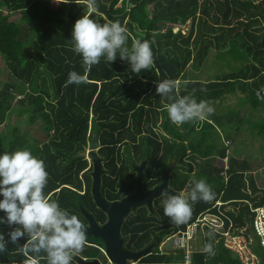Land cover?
Instances as JSON below:
<instances>
[{
  "label": "trees",
  "instance_id": "1",
  "mask_svg": "<svg viewBox=\"0 0 264 264\" xmlns=\"http://www.w3.org/2000/svg\"><path fill=\"white\" fill-rule=\"evenodd\" d=\"M61 2L64 0H0V57L12 76L0 87V155L29 149L44 161L48 172L46 195L71 214L80 213L82 207L104 222L106 216L96 207L90 192L91 164L79 155L88 147L92 134L98 133V155L105 170L100 192L107 201L134 192L135 173L130 161H149L150 155L162 148V161L143 169V188L157 185L167 161L175 159L177 169L170 183L173 190L185 191L193 175L206 179L216 193L215 200L232 201L231 206L237 208L238 215L236 211L226 215L236 226L245 227L244 235L258 260L256 264H264V250L252 231L253 214L249 210V204H264V193L249 174L254 170L247 161L232 157L227 167L218 168L227 149L223 143L207 142L211 131L218 140L222 131L226 140L234 141L232 131L225 130L230 124L242 122L238 111H214L206 119L176 125L165 109L169 101L156 93V84L164 79L179 81L176 95H192L197 102H215L225 93L238 91L243 94L241 105L262 110V118L249 124L264 139V0H96L98 8L91 18L101 24L119 21L128 29L129 48L135 39L150 41L154 65L138 74L119 58V52L114 62L102 57L99 64L86 71L82 58L73 51L71 34L76 20L88 9L75 0ZM7 16L17 17L7 20ZM186 21V34L161 30L165 22ZM211 49L230 70L219 71L210 80L196 79L188 68L198 70ZM231 61L239 65H229ZM71 71L86 75V82L66 85ZM41 74L50 81L43 86L51 88L52 97L37 83ZM24 117L29 125L39 124L48 137L45 142L33 140L26 131L19 130L17 123H23L20 119ZM188 151L192 153L190 157ZM195 158L202 160L197 162ZM217 178L220 180L215 183ZM215 200L196 202L191 219L181 225L164 215L163 206H154L153 214L146 208H137L120 228L125 248L141 250L156 237L162 239L169 226L184 229ZM211 212L215 213V209ZM4 217L0 211V218ZM11 230L6 224L0 225L8 241V252L0 253V264H21L24 259L17 245L10 242L7 233ZM26 239L21 238L18 244L23 245ZM206 243L213 244L215 254L194 253L193 264H241L214 231L205 234ZM96 251L100 252L85 246L79 255L95 257ZM43 255L41 264H46ZM181 257V253L174 258L152 252L136 264H176L174 259ZM72 264H77L75 257Z\"/></svg>",
  "mask_w": 264,
  "mask_h": 264
},
{
  "label": "clouds",
  "instance_id": "2",
  "mask_svg": "<svg viewBox=\"0 0 264 264\" xmlns=\"http://www.w3.org/2000/svg\"><path fill=\"white\" fill-rule=\"evenodd\" d=\"M70 2L64 0L61 3ZM75 3H83L88 9L76 20L71 34L73 51L82 58L86 71L99 64L102 57H106L110 63L114 62L117 52L122 61L129 63L134 73L153 67L154 58L149 40L135 39L129 48L128 29L119 21L101 24L91 18L98 8L96 0H75ZM85 82L86 75L71 71L66 85ZM178 88L179 81L174 79H164L156 84V93L169 101L165 109L172 123L182 125L214 114V108L208 101L197 102L192 95H176ZM89 145L84 151L89 149ZM47 183L48 172L44 161L34 156L29 149L0 155V197H3L0 200V211L5 214L4 218H0V225L6 224L12 229L7 235L24 257L21 264H41V254H44L46 264H72L73 258H78L87 244L84 223L77 215L61 208L57 200L45 194ZM162 196L164 215L177 225L186 224L191 219L196 202L216 199V193L206 179H197L195 175L185 191L170 194L165 190ZM208 235L211 237L212 234ZM24 237L27 238L26 242L19 245L18 241ZM7 243L5 234L0 232V253L8 252ZM99 248L103 247L99 245ZM201 251L215 254L212 243H206Z\"/></svg>",
  "mask_w": 264,
  "mask_h": 264
},
{
  "label": "rangeland",
  "instance_id": "3",
  "mask_svg": "<svg viewBox=\"0 0 264 264\" xmlns=\"http://www.w3.org/2000/svg\"><path fill=\"white\" fill-rule=\"evenodd\" d=\"M17 16H7V20H15ZM189 28V21H186L185 23H167L165 22L161 30L165 32L167 29H171L174 33H176L178 30L182 32V34H186L187 30ZM31 38H34L36 35L31 34ZM229 65L232 66H238V61H231L229 62ZM219 67V68H218ZM230 68L226 64L225 61H222L218 55L217 51L215 49H211L203 63V65L198 69L194 70L191 68H188L189 73H191L196 79L199 80H210L213 78V75L216 73H219V71L228 72ZM191 74H188L189 77ZM12 80L11 73L9 71V68L5 65L4 61L0 57V87L5 83V81ZM45 81L50 84V81L48 80L47 76L44 74H41V77L37 80V83L41 85L43 89H47L43 86ZM24 89L26 87L24 86ZM50 96L52 97V90L51 88L47 89ZM243 97V94L236 91L234 93H225L224 96L220 100H216L215 102H210V106L214 108V111L217 113H223L228 110L232 111H238L239 118L242 119V122L239 124H230L229 127L225 130L232 131L231 135L234 138V141L226 140L225 138V132H220V140H218V137L216 135H213V131H211V136L209 137V140L207 142L211 144H221L226 147V156L225 158L219 160L218 168L219 167H227L228 166V158L232 157L240 160H245L250 164V167L254 170V172H251L249 174L252 175L254 178V181L258 187V190L260 192H263L264 190V139H262L260 136H258L256 129H251L250 123L257 122L259 119L262 118L263 112L262 110H253L247 105H241L240 104V98ZM18 97H16L17 99ZM14 101V100H13ZM12 101V102H13ZM23 120V123H17V127L20 131H26L28 136H31L33 140L39 141L40 143L45 142L48 137L42 133V129L40 128L39 124L36 123L34 125H29L25 122V117L20 119ZM220 131V129H219ZM198 133V132H195ZM196 137V134L193 135L192 138ZM205 144V142H203ZM202 144V145H203ZM197 162H200V158H195ZM219 178H217L214 182L218 183ZM253 196V194H251ZM228 210H234L235 208L233 206H228ZM196 235V234H195ZM195 235H193L195 237ZM198 239V240H197ZM197 240V241H196ZM94 241L97 242L98 245H102V242L98 239H95ZM199 236L196 237L194 244L199 246ZM171 243L166 242L165 247H170ZM95 257H97V260L100 264H108L106 258L98 251L95 252ZM89 259H84V261Z\"/></svg>",
  "mask_w": 264,
  "mask_h": 264
},
{
  "label": "water",
  "instance_id": "4",
  "mask_svg": "<svg viewBox=\"0 0 264 264\" xmlns=\"http://www.w3.org/2000/svg\"><path fill=\"white\" fill-rule=\"evenodd\" d=\"M98 148V133L95 132L91 136L89 149L82 151L79 155L87 158L92 165L90 192L96 207L102 210L107 220L103 225L99 226L91 215L81 209L85 217L89 219V225L86 227V235L94 239H99L102 242L106 258L113 264H128V261L137 262L153 252L159 242V238H155L154 242L141 250H129L125 248L124 240L120 233L122 222L131 210L142 206H146L153 213L152 201L162 196L163 191L167 190L170 194L179 193L168 187V176L174 168V161H171L170 165L163 171L160 184L147 190H144L142 185L145 161L138 166L133 165V170L136 172L134 192L119 201L109 202L100 192L101 176L105 171L102 167L101 158L97 154ZM75 260L77 264H100L97 259L84 261L78 257Z\"/></svg>",
  "mask_w": 264,
  "mask_h": 264
},
{
  "label": "built area",
  "instance_id": "5",
  "mask_svg": "<svg viewBox=\"0 0 264 264\" xmlns=\"http://www.w3.org/2000/svg\"><path fill=\"white\" fill-rule=\"evenodd\" d=\"M221 175H224V173H221ZM224 180L226 181V177ZM231 202L232 201L222 202L220 199L214 201L210 209L199 213L194 222L187 225L185 230L166 236L160 245L169 242L175 248L184 250L181 264H192L190 241L193 235L198 231H202L201 233H203V231L207 229L217 233L219 237L223 239V245L235 253L242 264L257 263L258 260L250 250L248 246L249 242L244 235L245 228H233L232 221L226 215L227 212H235L237 209L236 208L235 211L227 209L228 206H231ZM223 206H226V208L223 209ZM213 209H215V213L211 212ZM249 210L253 214L251 221L252 231L256 236L259 245L264 250V204L257 207H253L249 204ZM226 221L229 222L227 226L225 225ZM99 250L105 255L103 248H99ZM106 260L108 264H113L107 258ZM137 262L128 261V264H136Z\"/></svg>",
  "mask_w": 264,
  "mask_h": 264
},
{
  "label": "flooded vegetation",
  "instance_id": "6",
  "mask_svg": "<svg viewBox=\"0 0 264 264\" xmlns=\"http://www.w3.org/2000/svg\"><path fill=\"white\" fill-rule=\"evenodd\" d=\"M101 147H100V144H99V149H100ZM98 149V150H99ZM120 150H122L121 148H120ZM163 149L162 148H160V149H157V151H156V153L155 154H152V155H150L151 157H149L150 158V160L148 161V160H146V159H141L140 161H138L137 162V164H135V163H133L132 161H130L129 162V164L131 165V167H132V171H133V173H135V179H136V172L133 170V165H136V166H138V165H140L143 161H145V167L148 165V164H152V165H156V164H158V163H160L161 161H162V159H163ZM171 161H174V168L170 171V173H169V176H168V187L170 188V189H172L173 190V188L170 186V183L172 182V179H173V172L177 169V164H176V160L175 159H170V160H168L167 161V163H166V167H165V169L170 165V163H171ZM144 167V168H145ZM165 169H163L162 170V174H163V171L165 170ZM162 174H161V179H162ZM161 179H160V182H161ZM143 181H144V179H143ZM160 182L157 184V185H159L160 184ZM143 183V182H142ZM134 184H135V181H134ZM143 185V184H142ZM157 185H155V186H157ZM154 186V187H155ZM153 188V187H152ZM144 189V188H143ZM151 189V188H150ZM144 190H147V189H144ZM173 191H175V190H173ZM175 192H177V191H175ZM122 199V198H121ZM162 199H163V196H160L159 198H157V199H154L153 201H152V207H153V213H154V211H155V209H154V206L155 207H161V206H163L162 205ZM120 199H118V200H113V201H119ZM113 201H109V202H113ZM143 208H146L147 210H149L146 206H142ZM162 208V207H161ZM81 209H83L82 207H80V213H77V214H75V215H77L80 219H81V221L84 223V225H85V227H87L88 225H89V219L87 218V217H85V215H84V212L81 210ZM84 210V209H83ZM136 210V209H135ZM135 210H131L130 211V213L126 216V217H128L130 214H132V212L134 213V211ZM87 214H89V215H91L92 216V218H93V220L99 225V226H101V225H103L105 222H106V220L107 219H105V221L104 222H100V221H97V219H96V217H95V215H93L91 212H88V211H86V210H84ZM150 212V211H149ZM151 213V212H150ZM152 213V214H153ZM125 220V219H124ZM162 226V225H161ZM122 236V235H121ZM123 238V237H122ZM156 238H159V237H156ZM95 239L93 238V237H91V236H87V244H86V246L88 247V248H91V249H96L99 245L97 244V242L96 241H94ZM99 240V239H98ZM124 240V239H123ZM86 261H89V260H86Z\"/></svg>",
  "mask_w": 264,
  "mask_h": 264
},
{
  "label": "crops",
  "instance_id": "7",
  "mask_svg": "<svg viewBox=\"0 0 264 264\" xmlns=\"http://www.w3.org/2000/svg\"><path fill=\"white\" fill-rule=\"evenodd\" d=\"M192 153L191 152H187V156L188 157H190V155H191ZM187 160V159H186ZM196 160V159H195ZM225 181V180H224ZM263 193H264V190H263ZM262 193V194H263ZM219 199V198H218ZM217 199V200H218ZM216 201V200H215ZM252 205V204H251ZM236 214V213H235ZM236 215H238V212H237V214ZM197 217V216H196ZM231 221V223H232V225H233V228H238V229H240V228H245L244 226L242 227V226H236L235 225V223L233 222V220L232 219H230ZM193 222V221H192ZM228 222V221H227ZM229 223V222H228ZM187 225H189V224H187ZM186 225V226H187ZM228 225V224H227ZM186 226H185V228H186ZM185 228L184 229H179V228H177L176 230H175V228H172V227H168V228H166V231H167V233L163 236V238L162 239H160V242H158V244H157V246L154 248V250H153V252H157L158 254H160V255H169V256H172V257H174L175 258V256H177L179 253H181L182 254V257H183V255H184V250H182V249H180V248H175L173 245H171L170 247H165L166 246V243L165 244H163V245H160V243L165 239V237L166 236H168V235H170V234H172V233H175V232H178V231H183V230H185ZM202 231H198L197 233H196V235H195V237L193 236L192 237V239H191V241H190V246H191V250H192V264H193V254L194 253H202V251H201V249L203 248V246L205 245V234L208 232V230L207 229H205L204 231H203V233H201ZM209 234V233H208ZM197 236H199V242H198V244H200L199 246H197V245H195L194 244V241H195V239H196V237ZM198 240V239H197ZM196 240V241H197ZM218 241V239H215V242H217ZM224 246V245H223ZM225 247V246H224ZM226 248V247H225ZM227 249V248H226ZM229 250V249H228ZM85 251H88V250H85ZM88 252H90V251H88ZM232 252V251H231ZM237 258H238V256L235 254V253H233ZM79 257H81V258H83V260L86 258V259H89V261H92L93 259H97V257H89V256H81V255H78ZM182 257L179 259V260H177V259H174L175 260V263L176 264H181V261H182ZM238 260H239V258H238ZM240 261V260H239ZM258 262V261H257ZM241 263V262H240ZM242 264V263H241ZM256 264V263H255Z\"/></svg>",
  "mask_w": 264,
  "mask_h": 264
}]
</instances>
